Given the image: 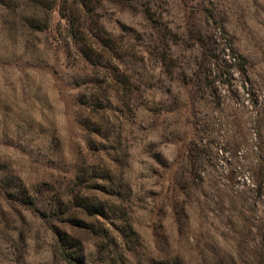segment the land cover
I'll list each match as a JSON object with an SVG mask.
<instances>
[{
  "label": "rangeland",
  "instance_id": "374dc122",
  "mask_svg": "<svg viewBox=\"0 0 264 264\" xmlns=\"http://www.w3.org/2000/svg\"><path fill=\"white\" fill-rule=\"evenodd\" d=\"M62 245L264 264V0H0V264Z\"/></svg>",
  "mask_w": 264,
  "mask_h": 264
},
{
  "label": "trees",
  "instance_id": "16d2710c",
  "mask_svg": "<svg viewBox=\"0 0 264 264\" xmlns=\"http://www.w3.org/2000/svg\"><path fill=\"white\" fill-rule=\"evenodd\" d=\"M196 41H198L197 43L200 45L201 49L203 51H206L207 45H205L201 39L197 38ZM234 57H235L238 71L244 74L245 73L244 67L247 64L246 60L243 57H240L238 55H235ZM29 205L31 206L32 204L30 203ZM59 254H60V258L66 264H82L80 259L74 256L64 245L60 246Z\"/></svg>",
  "mask_w": 264,
  "mask_h": 264
}]
</instances>
